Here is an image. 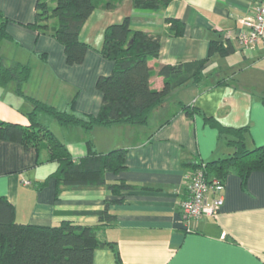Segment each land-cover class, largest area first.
Returning <instances> with one entry per match:
<instances>
[{"label": "crops", "instance_id": "obj_1", "mask_svg": "<svg viewBox=\"0 0 264 264\" xmlns=\"http://www.w3.org/2000/svg\"><path fill=\"white\" fill-rule=\"evenodd\" d=\"M35 2L0 0V27L3 24L9 36H0V59L6 66H31L23 94L16 92L14 80L0 85V121L28 125L27 112L33 108L28 96L59 110H68L75 97L77 114H96L101 104L96 80L113 67L100 52L103 32L124 17L132 28L160 36L158 54L148 59L150 86L160 89V66L204 59L210 40H223L227 32L239 30L237 19L252 14L254 6V0H171L158 9L134 7L131 0H117L112 8L101 4L80 31V39L89 45L83 61L69 65L62 43L27 25L34 19ZM168 18L183 22L181 34L170 33ZM231 43L232 53L214 52L202 67L203 78L172 88L143 124L113 123L86 130L38 114L75 161L87 154L88 140L100 154L125 149L124 167L104 175L109 182L123 180L132 187L113 192L106 185L58 186L51 176L57 163L49 159L46 147L24 148L0 140V195L14 206L16 221L97 225V235L111 246L97 247L92 264H264V172L252 171L243 182L230 171L220 179L223 203L215 215L185 224L181 214L184 175L191 162L233 152L228 137L202 114L224 126H246L247 148L264 144V35L246 51L235 40ZM183 105L202 114L187 116ZM107 201L111 219L103 210Z\"/></svg>", "mask_w": 264, "mask_h": 264}, {"label": "trees", "instance_id": "obj_2", "mask_svg": "<svg viewBox=\"0 0 264 264\" xmlns=\"http://www.w3.org/2000/svg\"><path fill=\"white\" fill-rule=\"evenodd\" d=\"M134 7L158 9L171 0H131ZM117 0H36L32 22L27 25L40 33H48L62 43L66 63H81L88 44L80 39V31L86 19L99 5L112 8ZM172 35L183 32V22L168 18ZM0 36L9 37L0 27ZM160 49V36L132 28L128 17L120 22L109 24L103 32L101 54L113 62L109 74L100 75L95 83L101 94V104L96 114H77L74 110L75 97L69 102L68 110H59L44 101L28 96L33 104L27 112L28 125L10 121H0V140H13L24 148L46 147L49 159L57 163L51 174L59 185H106L117 192L132 187L131 184L116 180L109 182L104 173H117L124 167L125 149H112L106 153H96L90 140L87 154L74 160L65 144L38 120L40 112L53 116L61 125H78L89 130L95 125L113 123L143 124L148 121L150 112L161 105L166 94L176 85L192 79L203 78L202 67L214 53L225 56L233 52L231 40L212 39L208 54L204 59L179 64H166L158 69L164 84L160 89L150 86L152 67L148 63ZM31 66L15 63L6 66L0 59V85L10 80L16 82V92L23 94L22 85L29 78ZM187 116L202 112L189 105H183ZM203 118L215 126L221 135L227 136V143L233 152L226 157L207 162L194 160L190 170L202 168L206 178L221 179L230 171H236L244 182L252 171L264 172V144L253 148L245 145L247 127L224 126L212 117ZM213 176H212V175ZM209 175L212 177L209 179ZM104 214L112 217L107 211ZM110 245L99 238L97 225L78 224L64 220L56 225L20 223L15 219L14 206L0 195V264H92L97 247Z\"/></svg>", "mask_w": 264, "mask_h": 264}, {"label": "built area", "instance_id": "obj_3", "mask_svg": "<svg viewBox=\"0 0 264 264\" xmlns=\"http://www.w3.org/2000/svg\"><path fill=\"white\" fill-rule=\"evenodd\" d=\"M239 30L229 31L226 38L235 40L241 51L252 49L264 35V0H254L253 13L237 19ZM186 197L181 201L184 223L202 216L215 215L223 203L224 185L220 179L209 181L202 168L185 175ZM28 184L29 181H24Z\"/></svg>", "mask_w": 264, "mask_h": 264}, {"label": "rangeland", "instance_id": "obj_4", "mask_svg": "<svg viewBox=\"0 0 264 264\" xmlns=\"http://www.w3.org/2000/svg\"><path fill=\"white\" fill-rule=\"evenodd\" d=\"M47 116H50V117H52L51 115H49V114H47Z\"/></svg>", "mask_w": 264, "mask_h": 264}]
</instances>
